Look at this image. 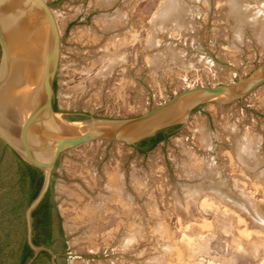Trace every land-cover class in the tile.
<instances>
[{"label":"rangeland","instance_id":"rangeland-1","mask_svg":"<svg viewBox=\"0 0 264 264\" xmlns=\"http://www.w3.org/2000/svg\"><path fill=\"white\" fill-rule=\"evenodd\" d=\"M46 2L60 34L51 107L68 122L134 118L264 66V30L238 25L229 0H185L182 29L157 20L172 0ZM248 4L264 19V0ZM166 132L144 156L91 141L56 157L45 264H264V83L204 101ZM17 158L0 138V264H15L36 198L21 204Z\"/></svg>","mask_w":264,"mask_h":264},{"label":"water","instance_id":"water-1","mask_svg":"<svg viewBox=\"0 0 264 264\" xmlns=\"http://www.w3.org/2000/svg\"><path fill=\"white\" fill-rule=\"evenodd\" d=\"M12 2L15 11L12 15V33L4 37L0 30V88L11 68V53L13 48H18L20 41L16 33L18 26L24 22L25 16H32L31 23L25 27L24 33L27 39L35 33L33 29V19L36 18V25L51 27L53 34V48L55 55L50 70L43 81V88L40 90V97L33 96L36 104L33 105V114H43L49 121L51 133L38 135L35 129L29 130V134L33 143H37L39 147L49 154L46 166L35 162L33 159L27 158L22 149L16 146L13 136L8 135L4 130L6 127L12 130V125H4L0 122V138L19 156L25 163L38 169L44 177V185L36 196L35 200L29 206L27 220L29 224L28 240L30 245L37 253L39 248L31 241V215L34 209L40 204L45 193L48 190V184L52 174L51 165L60 153L75 148L91 141H117L128 145H135L137 142L152 137L162 130H166L171 126L182 123L199 104L208 100H216L218 102H227L243 97L252 92L264 83V66L251 78L239 80L235 83H228L214 87H194L184 90L168 101L158 105L157 107L130 119H113L103 120L95 119L85 122L65 121L56 114L52 107V86L56 74L58 59L60 56V34L54 14L46 2V0H7ZM35 17V18H34ZM36 27V26H35ZM16 29V30H15ZM26 31V32H25ZM27 33V34H25ZM30 36V37H31ZM24 43H22L23 45ZM3 90L6 94H11L12 90L16 94L14 87H5ZM0 90V91H1ZM11 96H9L10 98ZM22 102V96H18ZM12 109V106H9ZM21 107V105H20ZM19 110V106L14 107ZM38 124V123H37ZM18 130V129H17ZM25 132V131H24ZM32 151V147L27 148ZM40 149V150H41ZM37 153L38 151L33 150Z\"/></svg>","mask_w":264,"mask_h":264},{"label":"bare ground","instance_id":"bare-ground-1","mask_svg":"<svg viewBox=\"0 0 264 264\" xmlns=\"http://www.w3.org/2000/svg\"><path fill=\"white\" fill-rule=\"evenodd\" d=\"M109 1L111 0H108V2ZM172 1L174 2V7L170 9L169 11L163 12L162 14H160L159 17H157V20L163 22L164 24L169 22V25H171L172 28L182 29L184 27V23L186 24L183 18L185 15H187L191 11V9L185 3V0H172ZM229 1H230L229 4L231 6L230 7L228 5L227 6L229 7L230 11H232L231 13H233L237 17L236 20L238 22V25L241 26L243 23L246 24L249 21L248 19H251L252 24L255 25V28L259 34L264 30V19H262V17L260 18L259 15H257L255 12L251 10V8L249 7L250 5L248 4V0H229ZM15 7L16 6H14L12 2H9L7 0H0V30L2 31V34L4 35V37L6 38L8 37L7 34L9 33L11 34L12 31L14 30V29L12 30L11 28V24H12L11 18L15 11ZM31 17L32 16L30 15L25 16L24 22H21L19 24L18 26L19 30L16 31L18 35V41H20V44L18 48L12 49L11 68L9 69V72L7 73L6 78L4 79V83H2L1 88H0L1 90L5 87H11L12 85L15 89L16 94L13 92V90H12V93L9 95L6 94L3 90L0 91V122L3 123L4 125H9V124L12 125V130L6 127L4 131L8 135L13 136V139H15V142H16V146L23 150L24 155H26L27 158L33 159L35 162H38L39 164L46 166V164L49 162L48 161L49 154L45 152L44 150H42L37 143H33L29 141L30 139L33 140V138L32 136L31 138H29L31 134H29L30 132H27L28 131L27 129L29 130L35 129L36 130L35 133H37L38 135L51 133V127L49 126L50 124H49L47 117L41 113L33 114L32 107L34 104H36V102L33 100V96L35 95V92H37L36 96H39V97L41 96L40 90L43 88V81H45V78L52 65V61L55 55V48H53V42H52L53 34H52L51 27H48V25L47 27L36 25L35 17H34L35 19H33V25H34L33 29L34 28L36 29V30L34 29L35 33L32 34V36L30 35L31 37L29 36L28 39L26 35L25 36L22 35L24 33L25 27H27L31 23L30 22ZM22 43L24 44L22 45ZM20 95L22 96V102L18 99L19 98L18 96ZM9 96L11 97L9 98ZM15 105L16 107L19 106V110L14 109ZM9 106H12V109ZM245 146L246 144L243 145V148ZM28 147L29 148L32 147V151L30 150L29 152L27 149ZM33 150L38 151V152L35 153L33 152ZM239 150H238V154H239ZM114 187H115L113 189L114 191H116L115 190L116 188H120L119 186L117 187L115 185ZM197 213L199 214V212ZM135 233L141 234V229L137 228L135 230ZM172 251L173 250H171V252Z\"/></svg>","mask_w":264,"mask_h":264},{"label":"trees","instance_id":"trees-1","mask_svg":"<svg viewBox=\"0 0 264 264\" xmlns=\"http://www.w3.org/2000/svg\"><path fill=\"white\" fill-rule=\"evenodd\" d=\"M170 135L171 134L169 132H166V130H162L152 137L145 138L137 142L132 147H134V150L137 154L144 156L155 149L159 143L165 141ZM17 174L19 175V184L21 187V204L24 201L31 202L40 191V188L42 186V175L38 169L25 163L19 158H17ZM52 192L53 190L51 185L44 199L38 206L37 211L42 209L43 211L47 212L49 216L51 215L54 207L52 201ZM48 220L49 227H47L46 230L48 231L49 236L44 241H37V244H44L46 246H49L52 243V225L54 220H51L50 218ZM12 255L15 259V264H24L27 260V257H23L22 259L17 261L16 251L14 250L12 251Z\"/></svg>","mask_w":264,"mask_h":264},{"label":"flooded vegetation","instance_id":"flooded-vegetation-1","mask_svg":"<svg viewBox=\"0 0 264 264\" xmlns=\"http://www.w3.org/2000/svg\"><path fill=\"white\" fill-rule=\"evenodd\" d=\"M38 206L34 209L31 215V241L39 248L38 252H34L28 237L26 240L21 241L15 250L17 261L23 257H27V260L24 264H45L44 260H48L50 256V252L47 249L48 246L44 244H37V241L41 242L48 238L49 235L46 228L49 227L48 219L50 218L53 220V211L49 216V214H47V212L43 211L42 209L37 211Z\"/></svg>","mask_w":264,"mask_h":264},{"label":"crops","instance_id":"crops-1","mask_svg":"<svg viewBox=\"0 0 264 264\" xmlns=\"http://www.w3.org/2000/svg\"><path fill=\"white\" fill-rule=\"evenodd\" d=\"M46 193H47V192H46ZM46 193H45V195H46ZM45 195H44V197H45ZM44 197H43V199H44ZM43 199H42V200H43ZM41 202H42V201H41ZM41 202H40V203H41ZM39 205H40V204H39Z\"/></svg>","mask_w":264,"mask_h":264}]
</instances>
